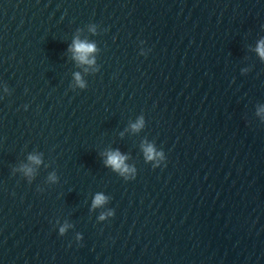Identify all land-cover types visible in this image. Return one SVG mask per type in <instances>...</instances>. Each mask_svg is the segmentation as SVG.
Segmentation results:
<instances>
[{"label": "water", "instance_id": "water-1", "mask_svg": "<svg viewBox=\"0 0 264 264\" xmlns=\"http://www.w3.org/2000/svg\"><path fill=\"white\" fill-rule=\"evenodd\" d=\"M262 39L264 0H0V264H264Z\"/></svg>", "mask_w": 264, "mask_h": 264}, {"label": "clouds", "instance_id": "clouds-1", "mask_svg": "<svg viewBox=\"0 0 264 264\" xmlns=\"http://www.w3.org/2000/svg\"><path fill=\"white\" fill-rule=\"evenodd\" d=\"M93 32L95 31V28L93 27L91 29ZM96 45L95 43L88 42L87 40H81L78 37L74 40L72 46L70 47V51L74 54V59L77 60L80 64H87L92 65L95 63L94 58L90 59V56L96 51ZM256 52L259 54L261 59H264V39L260 40L258 42L257 48L255 49ZM75 78L77 83L80 85V87H84V82L80 76V73L75 74ZM257 115L262 116L264 118V106L260 107L257 111ZM144 119L141 117L137 123L132 125V129L134 131H139L141 128L144 127ZM143 151L145 155V159L147 161H156V163L153 165L154 168L160 166V161L166 160L165 154L163 151H158L154 144L145 143L143 145ZM107 159L105 161L107 166H110L113 170L119 172L121 175H125L126 173H132L135 171V169L130 168L126 164L127 157L119 150L115 151H109L106 154ZM29 160L33 161L34 163L39 164L41 161L38 156H29ZM166 167V163L164 164ZM23 170L25 171V174L28 176H31L33 174V169L31 167H28L27 165L23 166ZM51 179H55V176L50 177ZM128 178L127 176L125 177ZM134 178V177H133ZM107 197L103 194L98 193L93 202V208L100 207L104 205L107 202ZM114 215L113 212L109 211L106 214H102L100 216L101 220H104L106 216H112ZM69 227L68 225H65L64 227L60 228V234L63 235Z\"/></svg>", "mask_w": 264, "mask_h": 264}]
</instances>
